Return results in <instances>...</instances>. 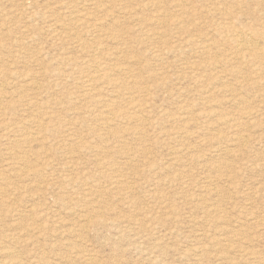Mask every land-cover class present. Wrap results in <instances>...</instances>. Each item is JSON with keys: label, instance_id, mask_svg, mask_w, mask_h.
Wrapping results in <instances>:
<instances>
[{"label": "rangeland", "instance_id": "1", "mask_svg": "<svg viewBox=\"0 0 264 264\" xmlns=\"http://www.w3.org/2000/svg\"><path fill=\"white\" fill-rule=\"evenodd\" d=\"M99 1L101 8L96 6ZM157 1L78 0L72 9L70 4L74 2L69 0H0V58L3 60L0 59V78L5 77L0 81L7 83L4 103L8 104L7 111L0 116L3 123H0V264H264V0H161L162 4ZM181 1L186 3V10L177 13L176 4ZM152 3L160 6L157 9ZM75 8L84 13L92 8L89 13L93 14L84 24L79 22L78 29L69 30L70 10ZM104 8L107 11H100ZM135 12L140 14L136 16ZM158 13H161L159 21L166 23L169 19V26L164 24L165 27L157 26V29L148 25L150 22L146 20ZM96 16L104 25L108 23L107 27H91ZM174 19L184 20L186 30L171 25ZM63 21L66 29L62 28ZM227 22L236 24L239 32L247 29L250 40L239 43L240 47L234 44L238 38L236 29L232 32L236 36L233 35L234 39L230 36L231 41L227 43L218 34L212 35L214 27ZM49 24H55L58 29L51 30ZM145 24L160 34L147 36L149 27H144ZM108 25L114 27L116 34L121 31L117 41L109 39ZM141 27L144 28L141 30ZM190 34L197 40L210 38L213 47L202 52L198 48L201 41L196 46L189 43ZM100 37L105 42L97 45L98 50L94 44ZM117 49L125 52L122 54ZM158 54L162 55L161 60ZM210 55L225 58V63L222 66L207 63ZM236 55L242 59L236 60ZM121 61L132 66L126 73H115L114 77L124 82L122 87L104 83L101 78L89 81L96 64L101 62L99 66L106 67ZM239 66L241 74L229 75ZM30 74L37 77L31 80L33 84L21 86ZM34 84L39 87H32ZM19 85L21 90L17 88ZM225 87L231 91L225 92ZM34 91L37 93L33 94ZM140 96L146 98V110L140 113L142 121L132 124L140 128L141 134H112V130L121 131L122 125L129 121L127 117L111 124L99 120L106 104H121L124 111L132 112L128 99L137 98L134 101L138 102ZM246 111H251V116L242 114ZM210 112L218 115H209ZM180 114L188 116V122L192 120L190 124L178 121ZM49 121L54 133L41 130L40 124ZM2 125L9 126L1 130ZM186 127L191 129L189 137L182 134ZM25 131L30 132L31 143L16 142ZM97 134H101V139L107 134L106 141L100 143ZM119 139L126 142L125 150ZM76 141L91 143L96 148L79 147ZM88 217L93 218L91 222H87ZM71 243L74 248L69 246ZM137 248L145 250L141 252ZM74 250H81L92 261L81 260Z\"/></svg>", "mask_w": 264, "mask_h": 264}, {"label": "bare ground", "instance_id": "2", "mask_svg": "<svg viewBox=\"0 0 264 264\" xmlns=\"http://www.w3.org/2000/svg\"><path fill=\"white\" fill-rule=\"evenodd\" d=\"M69 1H71V2H74V4H70V6L72 7V9H73V7L75 6V3H76V1H78V0H69ZM94 1V0H93ZM107 1V0H106ZM119 1V0H118ZM120 1H122V0H120ZM126 1V0H125ZM140 1V0H139ZM147 1V0H146ZM156 2H158L157 0H155ZM180 1V0H179ZM196 1V0H195ZM195 1H194V3H195ZM200 1V0H199ZM222 1V0H221ZM231 1H233V0H231ZM254 1V0H253ZM41 2V1H40ZM39 2V3H40ZM43 2V1H42ZM70 2V3H71ZM87 2H88V0H87ZM111 2V1H110ZM113 2H115V1H113ZM160 2H161V0H160ZM177 2V1H176ZM184 2V1H183ZM182 1L181 2H179L178 4H176V7H178V9H177V13L178 12H183L184 10H186V9H184V5L186 6V3L184 4ZM190 2V1H189ZM201 2V1H200ZM199 2V3H200ZM236 2V1H235ZM239 2V1H238ZM241 2V1H240ZM261 2V1H260ZM86 3V2H85ZM98 4L96 5L97 7L98 6H100V1L99 2H97ZM109 3V2H108ZM117 3V2H116ZM119 3V2H118ZM174 3H175V1H174ZM221 3V2H220ZM232 3V2H231ZM247 3V2H246ZM250 3H252V2H250ZM254 3V2H253ZM256 3V2H255ZM103 4V3H102ZM123 4V3H122ZM128 4V3H127ZM153 5H154V7L156 6V8L157 7H159L160 6V4L159 3H152ZM161 4H162V2H161ZM170 4V3H169ZM198 4V3H197ZM241 3H239V5H240ZM67 5V4H66ZM105 5H106V3H105ZM130 5V4H129ZM134 5H136V4H134ZM167 5V4H166ZM196 5V4H195ZM209 5V4H208ZM212 5V4H211ZM229 5V4H228ZM235 5V4H234ZM257 5V4H256ZM47 6V5H46ZM45 6V7H46ZM68 6V5H67ZM70 6H68V7H70ZM104 6V5H103ZM121 6V5H120ZM172 6V5H171ZM189 6V5H188ZM191 6V5H190ZM220 6H221V4H220ZM231 6V5H230ZM248 6V5H247ZM259 6H262V5H259ZM258 6V7H259ZM48 7V6H47ZM83 7H86L85 5L83 6ZM102 6H100V7H98V8H101ZM122 7V6H121ZM168 7H170V6H168ZM198 7V6H197ZM202 7V6H201ZM250 7V6H249ZM40 8V7H39ZM123 8V7H122ZM121 8V9H122ZM125 8H126V6H125ZM139 8V7H138ZM187 8V7H186ZM196 8V7H195ZM212 8H215V7H212ZM263 8V7H262ZM41 9V8H40ZM67 9H69V8H67ZM71 9V8H70ZM96 10H97V8H95ZM129 8H127V10H128ZM149 9V8H148ZM155 9V8H154ZM158 9V8H157ZM161 9V8H160ZM168 9V8H167ZM234 9V8H233ZM243 9V8H242ZM27 10V9H26ZM33 10V9H32ZM87 10V9H86ZM85 9H84V11H86ZM89 11H91L92 10V8L91 9H88ZM94 10V9H93ZM111 10V8L108 10V11H110ZM169 10H170V8H169ZM175 10V9H174ZM188 11H189V9H187ZM211 10V9H210ZM228 10V9H227ZM241 10V9H240ZM83 11V10H82ZM89 11L88 12H81V11H77V9L75 8V10H70V17L68 18L69 20H70V22L68 21V24H69V30H72V29H78V27H80V25L81 24H84L85 22H87L88 20H89V15H91V14H93V12H91V13H89ZM100 11H107L105 8L104 9H100ZM99 11V12H100ZM122 11V10H121ZM126 11V10H125ZM137 11V10H136ZM190 11H191V9H190ZM196 11V10H195ZM214 11V10H213ZM223 11V10H222ZM39 12H41V10H39ZM94 12H96V11H94ZM192 12V11H191ZM215 12V11H214ZM235 12V11H234ZM260 12V11H259ZM31 13V12H30ZM53 13H54V11H53ZM102 13V12H101ZM107 13V12H106ZM112 13V12H111ZM127 13V12H126ZM137 12H135V13H133V14H136ZM219 13H220V11H219ZM231 13V12H230ZM239 13V12H238ZM237 13V14H238ZM241 13V12H240ZM239 13V14H240ZM246 12H244V14H245ZM264 13V12H263ZM94 14H96V13H94ZM103 14V13H102ZM101 14V15H102ZM138 14H140V13H138ZM138 14H136V16L138 15ZM154 14V13H153ZM223 14V13H222ZM242 14V13H241ZM52 15V14H51ZM99 15V14H98ZM105 15V14H104ZM130 15V14H129ZM142 15V14H141ZM155 15V14H154ZM164 15V14H163ZM181 15V14H180ZM219 15V14H218ZM28 16V15H27ZM114 16V15H113ZM126 16V15H125ZM140 16V15H139ZM143 16V15H142ZM141 16V17H142ZM150 16V15H149ZM168 16V15H167ZM197 16V15H196ZM199 16V15H198ZM220 16V15H219ZM218 16V17H219ZM255 16H257V15H255ZM97 17V16H96ZM128 17V16H127ZM140 17V20H142V18ZM145 17V16H144ZM203 17V16H202ZM223 17V16H222ZM233 17H236V16H233ZM232 17V18H233ZM60 18V17H59ZM132 18V17H131ZM130 18V19H131ZM134 18V17H133ZM137 18V17H136ZM174 18V17H173ZM190 18H192V17H190ZM237 18V17H236ZM250 18V17H249ZM259 18V17H258ZM111 19V18H110ZM116 18H114V20H115ZM144 19V18H143ZM161 19V13H158V15H156L155 17H151V18H149V19H145L147 22H150V24H148L149 26L150 25H152L153 27H156L157 29L159 28V27H157V26H160V27H162V26H164V24H165V26H169V19H166V20H168V22H166L165 23V20H164V22H163V20H161V21H159ZM163 19V18H162ZM165 19V18H164ZM200 19V18H199ZM215 19V18H214ZM220 19V18H219ZM218 19V20H219ZM234 19L235 18H233V21H234ZM30 20H31V18H30ZM64 20V19H63ZM93 20V19H92ZM95 20H96V22H94V23H92V24H90L91 25V27H92V25L95 27V28H97V29H104L105 27H107V24L106 25H104V23L103 22H100V17L98 18H95ZM101 20H105V19H103V17H102V19ZM137 20H139L138 18H137ZM144 20V21H145ZM149 20V21H148ZM171 20V19H170ZM251 20V19H250ZM51 21V20H50ZM94 21V20H93ZM238 21V20H237ZM241 21H242V19H241ZM261 21V20H260ZM81 24H80V23ZM142 22V21H141ZM161 22L163 23V25H161ZM182 22H185L184 20H182V19H177V20H172L171 22H170V24L171 25H174L175 27H178V26H182V28L183 29H185L186 30V27H187V24H185V23H182ZM218 22V21H217ZM225 22V21H224ZM223 22V23H224ZM26 23V22H25ZM49 23V22H48ZM52 23H54V22H52ZM136 23V22H135ZM143 23H145V22H143ZM215 23V22H214ZM245 23V25H246V22H244ZM250 23H252V22H250ZM56 24H58V23H56ZM67 24V25H68ZM112 24V23H111ZM138 24H139V22H138ZM141 24V23H140ZM208 24H210V23H208ZM239 24H240V22H239ZM51 24H49V26H50ZM86 25V24H85ZM84 25V26H85ZM88 25V24H87ZM87 25H86V29H87ZM89 25V26H90ZM119 25V24H118ZM143 25V24H142ZM198 25V24H197ZM236 24H233L232 22H227L226 24H224V25H221V26H216V27H214L213 28V34L212 35H214L215 36V34H218L219 36H220V40L221 41H223L224 43L226 42H230L231 41V38H230V36L231 37H233V39H234V37L236 36L235 34H233L234 33V31H235V29H236V31H237V27L235 26ZM241 25V24H240ZM244 25V26H245ZM261 25V24H260ZM264 25V24H263ZM109 27V29H111V30H113V28H110V26H112V25H108ZM114 26H115V24H114ZM117 26V25H116ZM120 26V25H119ZM122 26V25H121ZM147 25L145 24V26L144 27H146ZM149 26H147L146 28H148ZM164 26V27H165ZM213 26H215V25H213ZM51 30H54V29H56L57 27L55 26V24H52L51 26ZM49 27V28H50ZM67 28V26L64 24V21H63V24H62V28L63 29H66ZM129 26H127V28H128ZM144 27H141V30H142V28H144ZM151 27V26H150ZM150 27H149V33H147V36H149V37H155L157 34H160L159 32H157V30L155 31V29L156 28H153V29H150ZM247 27V26H246ZM251 26H249V28H250ZM259 27V26H258ZM262 26H260V28H261ZM108 28H106V29H108ZM119 28V27H118ZM122 28H124V27H122ZM211 28V27H210ZM248 28V27H247ZM248 28V29H249ZM58 29V28H57ZM79 29H82V27L81 28H79ZM90 29H92V28H90ZM105 29V30H106ZM120 29V28H119ZM135 29V28H134ZM139 29H140V27H139ZM161 29V28H160ZM239 29H241V28H239ZM238 29V30H239ZM244 29V28H243ZM257 29V28H256ZM49 30V29H48ZM62 30V29H61ZM68 30V29H67ZM83 30V29H82ZM88 31H90L89 29H87ZM111 30H109V36H110V38L109 39H118V37L119 36H122L120 33H121V31L119 32V33H115L116 31H114L113 30V32L115 33H113V32H111ZM116 30H118L117 28H116ZM124 30H127V29H125L124 28ZM138 30V29H137ZM245 30V29H244ZM244 30H240V32L239 31H237L238 33H237V39L235 40V42H234V44H238V46H239V43H243V41H245L246 39H249L250 40V36H249V33H247L246 31H247V29H246V31H244ZM255 30V29H254ZM55 31V30H54ZM64 31V30H63ZM74 31V30H73ZM102 31V30H101ZM122 31H123V29H122ZM159 31V30H158ZM76 32V31H75ZM83 32V31H82ZM87 32V31H86ZM90 32H92V30L90 31ZM97 32V31H96ZM106 32V31H105ZM107 32H108V30H107ZM118 32V31H117ZM132 32V31H131ZM193 32V31H192ZM233 32V33H232ZM98 33V32H97ZM102 33H103V31H102ZM195 33V32H194ZM200 33V32H199ZM209 33V32H208ZM258 33V32H257ZM264 33V32H263ZM91 34V33H90ZM93 34H94V31H93ZM120 34V35H119ZM210 34H211V32H210ZM253 34V33H252ZM65 35V34H64ZM67 35H69V34H67ZM99 35V34H98ZM97 35V36H98ZM129 35V34H128ZM233 35H235V36H233ZM24 36V35H23ZM62 36H63V34H62ZM91 36V35H90ZM96 36V37H97ZM100 36H102V35H100ZM106 36V35H105ZM108 36V35H107ZM108 36V37H109ZM208 36H211V35H208ZM217 36V35H216ZM79 37V36H78ZM84 37V36H83ZM88 37V36H87ZM95 37V38H96ZM99 37V36H98ZM102 37H104V36H102ZM108 37H106V38H108ZM160 37H163V36H160ZM193 37V35L192 34H190L189 35V37H188V39L187 40H189V43H192V44H194L195 46L196 45H198V44H196L197 42H199V41H201V42H199V44H200V46L198 47L199 48V50L200 49H202V52H204V53H206L205 51H207V49H209V48H211V47H213V44H214V42L212 43H210L209 42V39H205V38H200V40H197V39H194V38H192ZM204 37H207V35H205ZM212 37V36H211ZM32 38V37H31ZM76 38V37H75ZM80 38V37H79ZM85 38H86V36H85ZM187 38V37H186ZM104 39V38H103ZM158 39V38H157ZM212 39V38H211ZM215 39V38H214ZM76 40V39H75ZM84 40V39H83ZM100 40V41H99ZM96 39V41H95V44L94 45H100V44H102V42H105V41H103V40H101V37H100V39ZM122 40H123V38H122ZM21 42H22V40H20ZM84 41H86V42H88L87 40H84ZM90 41V40H89ZM94 41V40H93ZM117 41V40H116ZM136 41H139V39H136ZM175 41V40H174ZM186 41V40H185ZM212 41V40H211ZM1 42H3V41H1ZM18 42V41H17ZM83 42V41H82ZM91 42V41H90ZM123 42V41H122ZM164 42H166V41H164ZM181 42H184V40L183 41H181ZM76 43V42H75ZM126 43V42H125ZM169 43V42H168ZM258 43V42H257ZM263 43V42H262ZM2 44V43H1ZM106 44V43H105ZM166 44V43H165ZM182 45H183V43H181ZM21 45V44H20ZM79 45V44H78ZM83 45V44H82ZM82 45H80V46H82ZM169 45V44H168ZM172 45V44H171ZM170 45V46H171ZM174 45V44H173ZM247 45V44H246ZM258 45V44H257ZM263 45V44H262ZM88 46H89V44H88ZM102 46V45H101ZM195 46H193V47H195ZM237 46V45H236ZM260 46V45H259ZM103 47V46H102ZM176 47H178V46H176ZM191 45H190V49H191ZM240 47V46H239ZM250 47V46H249ZM83 48V47H82ZM86 48H89V47H86ZM178 48H180L181 49V46H179ZM189 48V47H188ZM236 48V47H235ZM238 48V47H237ZM237 48H236V50H237ZM242 48V47H241ZM91 49V48H90ZM90 49H89V51L88 52H90ZM96 49H100V48H98V46H97V48ZM104 49V48H103ZM171 49V48H170ZM172 49H173V47H172ZM174 49H176V48H174ZM185 49V48H184ZM184 49H182V50H184ZM187 49V48H186ZM257 49V48H256ZM94 50H95V47H94ZM93 50V51H94ZM105 50V49H104ZM112 50V49H111ZM110 50V51H111ZM117 50H120V51H118V52H125V51H121V49H117ZM240 50V49H239ZM246 50V49H245ZM32 51V50H31ZM36 51V50H35ZM34 51V52H35ZM95 51H97V50H95ZM107 51V50H106ZM105 51V52H106ZM178 51V50H177ZM194 51V49L192 50V52ZM241 51V50H240ZM243 51V50H242ZM38 52V51H37ZM100 52H101V50H100ZM99 52V54H101ZM105 52H104V55H105ZM108 52L109 51H107V55H108ZM238 52V51H237ZM39 53V52H38ZM92 53H94V52H92ZM128 53V52H127ZM176 53V52H175ZM178 53V52H177ZM239 53H241V52H239ZM99 54H97V55H99ZM112 54H113V52H112ZM123 54V53H122ZM183 54V53H182ZM212 54V53H211ZM216 54V53H215ZM246 54H247V52H246ZM1 55V54H0ZM94 55V54H93ZM92 55V56H93ZM96 55V54H95ZM96 55V56H97ZM106 55V56H107ZM115 55L116 56H118L117 55V53H115ZM178 55H180V53L178 54ZM187 55V54H186ZM223 55V54H222ZM260 55L261 54H257V56L258 57H260ZM101 56V55H100ZM121 56V55H120ZM232 55H230V57H231ZM95 57V56H94ZM103 57V56H102ZM110 57H112V55H110ZM201 57V56H200ZM237 59L236 60H240V59H242V57H239V56H235ZM245 57V56H244ZM247 57V56H246ZM5 58H7V57H5ZM126 58V57H125ZM128 58V57H127ZM182 58V57H181ZM208 58V60H207V63L208 62H210L211 64H214V65H216V66H218L217 64H220L221 66L225 63V58H224V60L222 59H220L221 58V56H219V55H210L209 57H207ZM1 59V58H0ZM15 59V58H14ZM70 59V58H69ZM95 59V58H94ZM108 59H110V58H108ZM116 60H117V58H115ZM130 59V58H129ZM158 59L159 60H161L162 59V55L161 54H158ZM2 60V59H1ZM96 60H98V59H96ZM120 60V59H119ZM118 60V61H119ZM125 60H127V59H125ZM3 61V60H2ZM90 61V60H89ZM95 61V60H94ZM101 61H102V59H101ZM105 61V60H104ZM109 61V60H108ZM117 61V62H118ZM180 61H182V60H180ZM243 61H245V60H243ZM8 62V61H7ZM41 62V61H40ZM125 63H126V61H124ZM134 62V61H133ZM183 62V61H182ZM180 63V64H183V63ZM185 62V61H184ZM241 62V61H240ZM14 63H15V61H14ZM37 63H39V62H37ZM87 63H88V61H87ZM86 63V64H87ZM109 63V62H108ZM122 65H124V66H126V67H120V65L121 64H118L117 63V65H116V63L114 62L113 64H111L110 63V65H108L107 63V65H106V67L104 66H99L100 64H101V62H100V64H96L95 66H93L92 67V69H93V73H92V75H91V78L89 79V81H91V80H93V81H95L96 79L98 80V79H100L101 78V80L102 79H104V83H109V84H112L114 87H122L123 86V83H122V81L121 82H119V80H122V79H118V78H115L114 76H116L115 75V73H118L119 72V74L120 73H122L121 71H127V69H128V67H132L131 65H129L128 63H124L123 64V62L121 61L120 62ZM163 63V62H162ZM239 63V62H238ZM247 63V62H246ZM3 64V63H2ZM1 64V65H2ZM4 64L6 65V62L4 61ZM8 64V63H7ZM40 64V63H39ZM92 64V63H91ZM193 64H195V63H193ZM15 65V64H14ZM90 65V64H89ZM119 65V66H118ZM184 65H186V64H184ZM234 65V64H233ZM252 65V64H251ZM13 66V65H12ZM49 65H47V67H48ZM87 66V65H86ZM159 66H160V63H159ZM162 66V65H161ZM243 66V65H242ZM50 67V66H49ZM49 67H48V69H49ZM90 67H91V65H90ZM89 67V68H90ZM141 67V66H140ZM145 67V66H144ZM151 67V66H150ZM163 67V66H162ZM181 67H183V66H181ZM180 67V68H181ZM257 67V66H256ZM3 68V67H2ZM6 68L8 69V67L6 66ZM148 68V67H147ZM166 68H167V66H166ZM165 68V69H166ZM191 68V67H190ZM215 68V67H214ZM227 68V67H226ZM230 68V67H229ZM236 68H238V69H234V70H232V71H230L231 73L229 74V75H234L235 77L236 76H238V74L240 73L241 74V71H242V67L240 68V66L239 67H236ZM246 68V67H245ZM41 69V68H40ZM47 69V70H48ZM88 69V68H87ZM86 69V70H87ZM92 69H90V70H92ZM170 69V68H169ZM247 69V68H246ZM6 70V69H5ZM47 70H46V72H47ZM136 70H138V69H136ZM153 70H155V69H153ZM152 70V71H153ZM156 70H157V68H156ZM155 70V71H156ZM183 70V69H182ZM187 70H189V68L187 69ZM34 71V70H33ZM37 71V70H36ZM39 71V70H38ZM85 71V70H84ZM130 71V70H129ZM155 71H153V73L155 72ZM158 71H159V68H158ZM158 71H156V72H158ZM161 71V70H160ZM163 71V70H162ZM11 72V71H10ZM16 72V71H15ZM90 72V71H89ZM131 72V71H130ZM135 72V71H134ZM145 72L147 73L148 71H146L145 70ZM150 72V71H149ZM148 72V73H149ZM182 72H184V70L182 71ZM24 73V72H23ZM84 73V72H83ZM126 73V72H125ZM169 73V72H168ZM172 73V72H171ZM176 73V72H175ZM229 73V72H228ZM244 73V72H243ZM15 74V73H14ZM36 74V73H35ZM40 74V73H39ZM47 74V73H46ZM61 74V73H60ZM87 74V73H86ZM85 74V75H86ZM150 74V73H149ZM149 74H147V75H149ZM155 74V73H154ZM154 74H153V76H154ZM162 74V73H161ZM164 74H166V73H164ZM173 74V75H172ZM171 75L172 76H174V73H172ZM178 74V73H177ZM218 74V73H217ZM2 74H1V71H0V76H1ZM8 75V74H7ZM11 75H13V74H11ZM25 75V74H24ZM37 75V74H36ZM90 75V74H89ZM137 75V74H136ZM160 75V74H159ZM163 75V74H162ZM168 75V74H167ZM6 76V75H5ZM17 76V75H16ZM84 76V75H83ZM118 76H121V75H118ZM117 76V77H118ZM135 76V75H134ZM134 76H131L132 78H134ZM139 76H142V75H139ZM151 76V75H150ZM149 76V77H150ZM164 77H165V75H163ZM169 76V75H168ZM177 76V75H176ZM221 76H223V75H221ZM9 77H10V75H9ZM19 77H21V76H19ZM19 77H17L16 79H18ZM25 77V76H24ZM27 77H28V75H27ZM30 78H28L25 82H24V84L25 85H23L22 83L20 84L21 86H23V87H26V85H31V82H32V84H33V81H31V80H33V79H35V77L36 76H34L33 74L31 75L30 74V76H29ZM87 77V76H86ZM152 77V76H151ZM162 77V76H161ZM175 77V76H174ZM208 77V76H207ZM3 78V79H2ZM2 78H0V79H2V80H5L4 78V76L2 77ZM8 77H6V79H7ZM26 78V77H25ZM37 78V77H36ZM135 78H136V76H135ZM139 78V77H138ZM140 78H142V77H140ZM153 78V77H152ZM151 78V79H152ZM154 78H156V77H154ZM167 78V77H166ZM165 78V79H166ZM170 80H171V78L170 77H168ZM232 78V77H231ZM21 79H23L22 77H21ZM20 79V80H21ZM164 79V80H165ZM208 79H209V77H208ZM221 80H222V78H220ZM232 79H234V78H232ZM10 80H11V78H10ZM12 80H13V78H12ZM19 80V81H20ZM38 80V79H37ZM96 80V81H97ZM162 80H163V78H162ZM211 80V79H210ZM224 80V79H223ZM236 80V79H235ZM7 81V80H6ZM147 81V80H146ZM151 81V80H150ZM155 81V80H154ZM228 81V80H227ZM230 81V80H229ZM228 81V82H229ZM8 82H10L9 80H8ZM35 82V81H34ZM38 82V81H37ZM99 82V81H98ZM97 82V83H98ZM145 82V81H144ZM153 82V81H152ZM152 82H150V83H152ZM13 83H17L16 81L14 82H12V84ZM103 83V84H104ZM125 83H126V81H125ZM128 83V82H127ZM136 83V82H135ZM139 83V82H138ZM143 83V82H142ZM146 83H148V82H146ZM145 83V84H146ZM162 83H163V81H162ZM165 83V82H164ZM171 83V82H170ZM169 83V84H170ZM223 83V82H222ZM230 83V82H229ZM228 83V84H229ZM5 84H7V83H2V81H0V116H3L2 115V113H4L5 111H7L6 109H8V104L6 103H4V101H6L5 99H6V97H5V92L7 91L6 90V87L7 86H5ZM10 84H11V82H10ZM95 84V83H94ZM141 84V83H140ZM172 84V83H171ZM224 84V83H223ZM222 84V85H223ZM9 85V84H8ZM17 85V84H16ZM20 85H19V87H17V88H20V90H21V87H20ZM39 84H37V85H33L32 87H34V88H38L39 86H38ZM83 85V84H82ZM85 85H87V83L85 84ZM129 85V84H128ZM128 85H127V87H128ZM130 85H132L131 83H130ZM148 85V84H147ZM162 85V84H161ZM164 85V84H163ZM210 85V84H209ZM213 85V84H212ZM230 85V84H229ZM13 85H11V87H12ZM15 86V85H14ZM99 86H100V84H99ZM111 86V85H110ZM140 86V85H139ZM138 85H136L135 87H139ZM225 86V85H224ZM32 87H31V89H32ZM43 87H44V85H43ZM161 87H164V86H161ZM219 87V86H218ZM218 87H216V88H218ZM238 87V86H237ZM10 88V87H9ZM13 88V87H12ZM15 88V87H14ZM17 88H15V90H17ZM29 88V87H28ZM33 88V89H34ZM45 88V87H44ZM85 88H87V87H85ZM125 88V87H124ZM124 88H122V89H124ZM35 89V90H36ZM91 89H93V88H91ZM114 89H116V88H114ZM118 89V88H117ZM120 89V88H119ZM127 89V88H126ZM169 89H170V87H169ZM225 89H227V90H224L225 92H227V91H231L228 87H225ZM30 89H28V90H26V91H29ZM43 90V89H42ZM46 90V89H45ZM87 90V89H86ZM86 90H84V91H86ZM94 90V89H93ZM148 90V89H147ZM146 90V91H147ZM18 91H19V89H18ZM151 91V90H150ZM31 92V91H30ZM20 93H22L21 91H20ZM29 93V92H28ZM32 93V92H31ZM37 93V92H36ZM35 93V91H34V93L33 94H36ZM41 93V92H40ZM147 93V92H146ZM4 94V95H3ZM41 94H43V93H41ZM85 94V93H84ZM129 94H133V93H129ZM135 94H137V92L135 93ZM141 94V93H140ZM145 94V93H144ZM119 95V94H118ZM117 95V96H118ZM151 95V94H150ZM26 96V95H25ZM25 96L23 97V98H25ZM121 96H122V94H121ZM135 96V95H134ZM133 96V97H134ZM149 96V95H148ZM67 97H69V96H67ZM133 97H132V99H128L129 101H128V103L129 104H132L131 106H133V107H131L132 109H133V111L132 112H126V111H124L123 110V106L121 105V104H111V105H105V106H107V107H104V111L103 112H101L100 113V117H99V120H101V122H106V124L107 123H110L111 124V122H114L115 121V123H116V121L117 120H120V119H122V118H125V117H127L128 118V122L127 123H124V125H122V128H121V131H120V129L118 130V129H115V130H110V133L112 132V134L114 133L115 135H119V134H117V132L119 133H122L123 132V134H125V133H130V134H141L140 133V128L139 127H137V128H135L136 126H133L134 124H132V123H137V121L138 122H141L142 120H141V117H140V113H142L143 114V112L146 110V106H145V102L147 103V101H146V98H143L142 96H140L141 98H138L139 100H138V102H135L136 101V99L137 98H135V99H133ZM146 97V96H145ZM212 98H213V96H211ZM23 98H21L20 100H22ZM70 98V97H69ZM25 100H26V98H25ZM135 100V101H134ZM8 101H9V99H8ZM7 101V102H8ZM13 101V100H12ZM23 101V100H22ZM27 101V100H26ZM31 101V100H30ZM100 101V100H99ZM214 101V100H213ZM10 102L11 101H9L8 103L10 104ZM28 102V101H27ZM32 102V101H31ZM97 103H99L98 101H96ZM103 102V101H102ZM4 105H3V104ZM33 103V102H32ZM127 103V104H128ZM22 104V103H21ZM28 104H30L29 102H28ZM3 105V106H2ZM19 105H20V103H19ZM31 105H33V104H31ZM30 105V106H31ZM34 105H35V103H34ZM99 105V104H98ZM149 105V104H148ZM192 105V104H191ZM29 106V107H30ZM211 106V105H210ZM215 106V105H214ZM12 107V106H11ZM15 107V106H14ZM24 107H26V105L24 106ZM103 107V106H102ZM183 107V106H182ZM182 107H180V108H182ZM213 107V106H212ZM26 108H28V107H26ZM30 108H32V107H30ZM34 108H36V106L34 107ZM148 108V107H147ZM150 108V107H149ZM158 108V107H157ZM161 108V107H160ZM9 109H11V108H9ZM15 109H16V107H15ZM14 109V110H15ZM103 109V108H102ZM184 109V108H183ZM13 110V109H12ZM29 110V109H28ZM157 110H160V109H157ZM182 110V109H181ZM189 110V109H188ZM187 110V111H188ZM191 110V109H190ZM250 110H252V109H250ZM254 110V109H253ZM33 111V110H32ZM153 110H152V107H151V112H152ZM156 111V110H155ZM165 111V110H164ZM167 111V110H166ZM194 111V110H193ZM192 111V112H193ZM255 111V110H254ZM253 111V112H254ZM154 112V111H153ZM156 112H158V111H156ZM163 112V111H162ZM185 112V111H184ZM183 112V113H184ZM191 112V111H190ZM191 112V113H192ZM147 113H149V112H147ZM155 113V112H154ZM158 113H160V112H158ZM166 113V112H165ZM167 113H168V111H167ZM169 113H172V112H169ZM247 114V115H250V113H251V111H246V112H244V113H242V114ZM256 113V112H255ZM254 113V114H255ZM38 114H40V112H38ZM37 114V115H38ZM157 114V113H156ZM210 114H214V115H218V114H216V112H210L209 113V115ZM245 114V115H246ZM44 115H46V114H44ZM149 115H151V114H149ZM159 115V114H158ZM161 115H163V114H161ZM168 115V114H167ZM171 115V114H170ZM187 115H188V113H187ZM191 115V114H190ZM189 115V116H190ZM203 115V114H202ZM246 115V116H247ZM50 116V115H49ZM173 116V115H172ZM206 116V115H205ZM245 116V117H246ZM251 116V115H250ZM254 116V115H253ZM37 117H39V116H37ZM44 117V116H43ZM148 117V116H147ZM151 117V116H150ZM155 117H157L156 115H155ZM163 117V116H162ZM168 117V116H167ZM188 117V116H187ZM187 117H184V114L182 115V114H180L178 117H177V120L178 121H181V123L182 122H184V123H187L188 122V119L189 118H187ZM34 118V117H33ZM36 118V117H35ZM35 118H34V120H35ZM39 118H41V117H39ZM38 118V119H39ZM144 118H146V117H144ZM149 118V117H148ZM154 118V117H153ZM164 118V117H163ZM166 118V117H165ZM172 118V117H171ZM194 118V117H193ZM199 118V117H198ZM27 119H30V118H26V120ZM43 119V118H42ZM42 119H40V120H42ZM51 119V118H50ZM143 119V118H142ZM154 119H156V118H154ZM36 120H37V118H36ZM35 120V121H36ZM144 120V119H143ZM157 120H159V119H157ZM164 120V119H163ZM176 120V121H177ZM195 120V119H194ZM5 121V120H4ZM28 121V120H27ZM39 121V120H38ZM44 121V120H43ZM126 121V120H125ZM146 121H148V120H146ZM150 121V120H149ZM151 121H153L152 120V118H151ZM174 121V120H173ZM190 121H192V120H190ZM190 121L188 122L189 124H190ZM231 121V120H230ZM52 122V121H51ZM145 122V121H144ZM143 122V123H144ZM155 122V121H154ZM0 123H2V121L0 122ZM22 123V122H21ZM29 123V122H28ZM30 123H32V121L30 122ZM37 123V122H36ZM49 123H50V121L49 122H42V124H40V127H41V130H43L44 131V133H46L47 131H50V133L51 132H55V129H53V127H51L50 128V126H49ZM53 123V122H52ZM104 123H103V125H104ZM151 123H153V122H151ZM158 123V122H157ZM156 123V124H157ZM183 123V124H184ZM195 123V122H194ZM3 124V123H2ZM5 124V123H4ZM34 124V123H33ZM54 124V123H53ZM81 124H83V123H81ZM85 124V123H84ZM105 124V125H106ZM129 124H132V126H130ZM137 124H139V123H137ZM237 124V123H236ZM38 125H39V123H38ZM100 125H102V124H100ZM99 125V126H100ZM113 125V124H112ZM158 125V124H157ZM184 125H186L187 126V124H184ZM8 126L9 125H2V127H3V129H1V130H4V128L7 130V128H8ZM23 126V125H22ZM30 126H31V124H30ZM62 126V125H61ZM83 126H86L87 127V125H83ZM108 126H109V124H108ZM114 126V125H113ZM151 126H152V124H151ZM159 126H161V125H159ZM195 126V125H194ZM234 126V125H233ZM39 127V126H38ZM54 127L56 128V125L54 124ZM86 127L84 128V129H86ZM91 126H88L87 128H90ZM94 127H97V126H94ZM104 127V126H103ZM110 127V126H109ZM108 127V128H109ZM23 128H26V126L25 127H23ZM59 128V127H58ZM92 128V127H91ZM90 128V129H91ZM100 128V127H99ZM105 128H107V127H105ZM112 128V127H111ZM117 128V127H116ZM181 128V127H180ZM183 128V127H182ZM19 129H22V128H19ZM28 129H29V127H28ZM52 129L54 130V131H52ZM113 129H114V127H113ZM178 129V128H177ZM176 129V130H177ZM186 129V130H185ZM184 130H182L183 131V133L182 134H184L185 136L187 135V134H190V132H189V130H191V129H189V127H186ZM91 130H93V129H91ZM91 130H89V131H91ZM99 130V129H98ZM102 130V129H101ZM181 130V129H180ZM240 130V129H239ZM245 131H246V129H244ZM29 131V130H28ZM28 131H25V133L26 134H24L23 133V135H20L19 134V139L16 141V142H20V143H28L29 141H31L32 139L30 138L31 137V135L28 133ZM30 131H32L31 129H30ZM34 131V130H33ZM33 131L31 132V133H33ZM38 131V130H37ZM43 131H41V133L43 132ZM56 131H58V129L56 130ZM88 131V130H87ZM86 131V132H87ZM181 131V132H182ZM241 131V130H240ZM23 132V131H22ZM59 132V131H58ZM86 132H85V135H86ZM96 132V131H95ZM102 132H103V130H102ZM101 132V133H102ZM106 132H108L107 130H106ZM168 132V131H167ZM19 133V132H18ZM37 133H39V132H36V134ZM52 133V134H53ZM57 133V132H56ZM98 133V132H97ZM100 133V132H99ZM179 133V132H178ZM246 133V132H245ZM70 134H72V133H70ZM180 134V133H179ZM75 135V134H74ZM98 136H99V138H100V143H101V140H102V142H103V140H104V137L107 135H105V136H103L102 137V139H101V134H97ZM72 136H73V134H72ZM90 136V135H89ZM114 136V135H113ZM180 136H181V134H180ZM188 136V135H187ZM191 136V135H190ZM239 136V135H238ZM243 136V135H242ZM246 136H247V133H246ZM46 137V136H45ZM45 137H42V138H45ZM54 137H55V134H54ZM120 137V136H119ZM118 137V138H119ZM122 137V136H121ZM189 137V136H188ZM77 138H79L78 136H77ZM92 138V137H91ZM98 138V139H99ZM115 138H117V137H115ZM185 138V137H184ZM236 138V137H235ZM86 139V138H85ZM88 139L90 140V138L88 137ZM110 138H108V136H107V140H109ZM112 139V138H111ZM121 139H123V138H121ZM172 139V138H171ZM188 139V138H187ZM244 139H246L245 138V136H244ZM251 139V138H250ZM249 139V140H250ZM39 140V139H38ZM37 140V141H38ZM41 140V139H40ZM61 140V139H60ZM68 140V139H67ZM66 140V141H67ZM79 140H81V139H79ZM95 140H97L96 138H95ZM116 140V139H115ZM120 140V139H119ZM181 140V139H180ZM185 140V139H184ZM235 140V139H234ZM239 140H241V139H239ZM248 140V139H247ZM246 140V141H247ZM62 141H65V140H61L60 142H62ZM85 141V140H84ZM104 141H106V140H104ZM113 141V140H112ZM122 141V142H121ZM183 141V140H182ZM246 141H244V142H246ZM59 142V143H60ZM185 142V141H184ZM29 143H31V142H29ZM74 143H76V145L77 146H79V147H82V146H88V147H93V146H95V145H93V144H91V143H89V144H85V143H83V141H76V142H74ZM112 143H114V142H112ZM117 143H119V141L117 142ZM17 144V143H16ZM41 144L43 145V143L41 142ZM63 144V143H62ZM95 144H96V142H95ZM105 144V143H104ZM109 144V143H108ZM244 144V143H243ZM246 144V143H245ZM18 145V144H17ZM20 145V144H19ZM18 145V146H19ZM23 145V144H22ZM27 145V144H26ZM30 145V144H29ZM115 145H116V143H115ZM185 145V144H184ZM17 146V147H18ZM41 146V145H40ZM39 146V147H40ZM45 146V145H44ZM69 146V145H68ZM98 146H100V145H98ZM120 146L123 148V150H125L126 148H125V146H126V142L124 141V140H120ZM183 146V145H182ZM188 146V145H187ZM16 147V148H17ZM57 147V146H56ZM127 147V146H126ZM185 147V146H184ZM83 148V147H82ZM95 148H96V146H95ZM119 148V147H118ZM125 148V149H124ZM187 148V147H186ZM41 149V148H40ZM59 149V148H58ZM58 149H56V150H58ZM85 149V148H84ZM87 149V148H86ZM104 149H106V148H104ZM108 149H111L112 150V148L110 147H108ZM107 150V149H106ZM187 150V149H186ZM54 150H52V152H53ZM116 151H117V149H116ZM127 151V150H126ZM17 152V151H16ZM111 152V151H110ZM120 152V151H119ZM56 153V152H55ZM107 153V152H106ZM109 153V152H108ZM116 153V152H115ZM114 153V154H115ZM118 153V152H117ZM134 153V152H133ZM16 154H18V153H16ZM119 154H121V152L119 153ZM129 154V153H128ZM128 154H125V156L126 155H128ZM36 155H38V153L36 154ZM124 155V154H123ZM110 156V155H109ZM115 156H116V154H115ZM119 157V156H118ZM130 157V156H129ZM116 158V157H115ZM120 158V157H119ZM26 159V158H25ZM129 159V158H128ZM108 161H111V160H108ZM115 161V160H114ZM113 161V162H114ZM112 162V161H111ZM27 165H29L27 162H25ZM30 163V162H29ZM109 163V162H108ZM31 164V163H30ZM113 164V163H112ZM108 165V164H107ZM113 165H115V164H113ZM46 166H48V165H46ZM109 166V165H108ZM111 166V165H110ZM116 166V165H115ZM119 167V166H118ZM29 169H31V168H33V166H29L28 167ZM112 169V168H111ZM139 169V168H138ZM117 171V170H116ZM114 173V172H113ZM120 173V172H119ZM109 175V174H108ZM110 175H111V173H110ZM115 175V174H114ZM113 176V175H112ZM116 176V175H115ZM120 176V175H119ZM123 176V175H122ZM113 178V177H112ZM120 178V177H119ZM112 180V179H111ZM118 181H120V180H118ZM110 182V181H109ZM121 182V181H120ZM111 183V182H110ZM121 184V183H120ZM123 184V183H122ZM89 185V184H88ZM111 185V184H110ZM74 186V185H73ZM111 186H113V185H111ZM117 186H119V184L117 185ZM116 186V187H117ZM121 186V185H120ZM73 188V187H72ZM115 188V187H114ZM120 188V187H119ZM118 188V189H119ZM123 188V187H122ZM90 189V188H89ZM112 190V189H111ZM114 190V189H113ZM120 190V189H119ZM89 191V190H88ZM94 193V192H93ZM110 193V192H109ZM92 194V193H91ZM95 194V193H94ZM95 197V196H94ZM82 198V197H81ZM86 198H88V197H86ZM91 199H92V197H91ZM85 200V199H84ZM82 201V200H81ZM86 201V200H85ZM92 202V201H91ZM100 204V203H99ZM92 205V204H91ZM94 206V205H93ZM94 208H96L95 206H94ZM100 209H101V207H100ZM99 209V210H100ZM91 211H92V209H90ZM103 210V209H102ZM88 211V210H87ZM101 211V210H100ZM104 211V210H103ZM96 212V211H95ZM106 212V211H105ZM90 213V212H89ZM88 213V214H89ZM101 213V212H100ZM102 214V213H101ZM95 215V214H94ZM93 215V217H95ZM82 216H84V215H82ZM81 216V217H82ZM86 216V215H85ZM89 216H90V214H89ZM97 216V215H96ZM102 217V216H101ZM85 218H87V217H85ZM92 217H88V220H87V222H91L92 221ZM100 219H102V218H100ZM99 219V223H100V220ZM103 221H104V219H103ZM81 223V222H80ZM85 223H86V221H85ZM105 223H106V220H105ZM87 224V223H86ZM94 224V223H93ZM101 225H103V223L101 224ZM91 226H92V224H91ZM95 226H97V224H95ZM110 226V225H109ZM81 227H83V226H81ZM94 227V226H93ZM98 227V226H97ZM86 227H84V229H85ZM88 228V227H87ZM92 228V227H91ZM141 228H143V227H141ZM146 228V227H145ZM84 229H83V232H84ZM145 230V229H144ZM123 232H125V230H123ZM121 234H122V232H120ZM121 234H119V235H121ZM145 234V233H144ZM148 234V233H147ZM146 234V235H147ZM149 235V234H148ZM123 236V235H122ZM125 237V236H124ZM151 237V236H150ZM127 238V237H126ZM142 238V237H141ZM154 239V238H153ZM151 240V239H150ZM88 241V240H87ZM130 241V240H129ZM136 241V240H135ZM131 242V241H130ZM134 242V241H133ZM132 242V243H133ZM137 242V241H136ZM74 243V242H73ZM80 244H81V242H79ZM138 243V242H137ZM137 243H136V245H137ZM140 244V243H139ZM154 244V243H153ZM75 245V244H74ZM132 245V244H131ZM69 246H71L72 248H74V246H73V244L71 243V245H69ZM134 246V245H133ZM77 247H79V246H77ZM89 247V246H88ZM141 247V246H140ZM148 247V246H147ZM150 247H152V245L150 246ZM154 247V246H153ZM83 248V247H82ZM130 248V247H129ZM134 248V247H133ZM132 248V249H133ZM149 248V247H148ZM159 248V247H158ZM136 248H134V250H135ZM137 249H139V250H141L140 248H137ZM160 249V248H159ZM159 249H158V251H159ZM86 250V249H85ZM143 250V249H142ZM142 250H141V252H142ZM145 250V249H144ZM143 250V251H144ZM147 250V249H146ZM150 250V249H149ZM90 251V250H89ZM89 251H88V253H89ZM154 251V250H153ZM74 254L79 258V257H81V260H83L82 258H84V260L85 261H88L89 259H91V257L89 258V257H86V256H84L83 254H82V251L81 250H74ZM148 252V251H147ZM151 252H152V250H151ZM85 253V252H84ZM88 255V254H87ZM89 255H90V253H89ZM92 258H94V257H92ZM96 258V257H95ZM94 260V259H93ZM85 261H83V262H85ZM92 261V259L90 260V262ZM97 261H98V259H97ZM260 261V260H259ZM89 262V263H90ZM100 262H101V260H100ZM157 262V261H156ZM88 263V262H87ZM86 263V264H87ZM98 263V262H97ZM91 264V263H90ZM99 264V263H98ZM101 264V263H100ZM109 264V263H108ZM111 264H113V263H111Z\"/></svg>", "mask_w": 264, "mask_h": 264}]
</instances>
